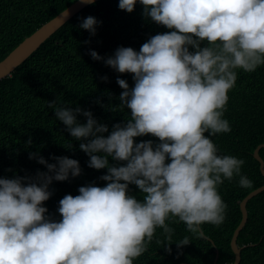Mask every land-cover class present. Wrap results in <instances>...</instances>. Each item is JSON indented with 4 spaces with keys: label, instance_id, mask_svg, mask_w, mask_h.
<instances>
[{
    "label": "clouds",
    "instance_id": "1",
    "mask_svg": "<svg viewBox=\"0 0 264 264\" xmlns=\"http://www.w3.org/2000/svg\"><path fill=\"white\" fill-rule=\"evenodd\" d=\"M136 3L118 0V8L130 13ZM139 3L145 18L169 31L150 36L139 51L120 46L107 58L89 53L118 73L132 74L131 89L126 80L116 81L123 89L120 105L130 110V118L109 132L91 111L48 102L70 137L81 141L88 167L107 169L99 177L106 185L80 186L79 194L64 195L57 209L61 219L52 220L43 206L52 194L49 185L79 176V162L59 156L48 163L29 153L46 172L0 177V264H134L157 228L170 251V218L196 236L203 235L205 223L222 224L227 204L218 186L225 180L238 176L241 187H252L241 174L245 161L219 154L210 137L231 131L223 117L236 70L250 73L264 65V0ZM98 23L89 15L80 27L94 35ZM77 114L86 121L79 122ZM149 134L159 142L134 140ZM109 157L118 163L110 164ZM130 184L142 199L129 194ZM190 242L185 236L176 244Z\"/></svg>",
    "mask_w": 264,
    "mask_h": 264
},
{
    "label": "trees",
    "instance_id": "2",
    "mask_svg": "<svg viewBox=\"0 0 264 264\" xmlns=\"http://www.w3.org/2000/svg\"><path fill=\"white\" fill-rule=\"evenodd\" d=\"M73 1L0 0V59ZM142 12L139 0L130 13L118 8V0H96L65 21L8 76L0 79V177H34L37 170L46 172V166L35 158L29 159V153L44 157L48 163H55L52 157L59 156L79 162V176L70 175L65 181L53 180L49 185L52 194L43 206L47 209L45 215L52 220L61 219L57 209L64 195L75 196L79 194L80 186L89 184L105 186L107 182L99 177L107 169L88 167L89 157L79 148L81 141L70 137L63 123L56 119L54 110L48 107V102L56 101L57 106L91 111L98 123L108 126L109 132L113 124L129 119L130 110L120 105L119 95L123 89L116 81L118 77L126 80L131 89L134 86L132 74L118 73L103 59H92L89 53L94 50L107 58L120 46L139 51L150 36L169 31L145 18ZM89 15L99 22L94 35L80 27L82 20ZM236 72V83L228 92L223 117L229 121L231 131L210 138L219 154L245 161L241 174L252 181V187H241L238 176L231 181L225 180L218 186V192L227 204L222 224L205 223L201 225L203 235L196 236L187 231L184 223H174L175 218H170L166 221L174 229L172 243L168 245L170 251L165 250L168 242L162 229L157 228L146 251L134 260V264H179L182 261L213 264L216 248L217 264L234 259L230 238L241 219L239 201L264 183L259 161L252 154V150L264 142V65L254 72L242 69ZM102 77H107V80ZM77 119L81 123L86 121L80 114H77ZM108 134L103 133L105 136ZM29 139L31 144H27ZM134 140L137 143L147 140L154 144L159 142L150 134ZM259 154L264 160V147L259 149ZM108 159L110 164L118 163L111 157ZM128 190L129 194L142 199L134 184H130ZM246 209L247 220L236 240L241 247L239 264H264V189L248 199ZM185 236L191 242L178 248L176 243Z\"/></svg>",
    "mask_w": 264,
    "mask_h": 264
},
{
    "label": "water",
    "instance_id": "3",
    "mask_svg": "<svg viewBox=\"0 0 264 264\" xmlns=\"http://www.w3.org/2000/svg\"><path fill=\"white\" fill-rule=\"evenodd\" d=\"M88 4L82 3L81 0H74L64 9L59 11L56 15L43 22L32 33L24 37L10 52H8L2 59H0V79L8 76L16 66H18L23 60H25L39 45L48 38L57 28H59L65 21L71 18L75 13ZM264 147V142L259 143L253 150V156L259 161V168L264 175V160L259 154V149ZM264 189V183L260 186L249 191L240 201L239 207L241 210V219L237 226L234 228L232 236L230 238V246L234 253V259L230 262H224L222 264H239L241 257V247L237 245V236L239 231L247 220L246 203L249 198L259 193ZM218 249L215 250V257L213 264H217ZM179 264H189L185 261Z\"/></svg>",
    "mask_w": 264,
    "mask_h": 264
}]
</instances>
